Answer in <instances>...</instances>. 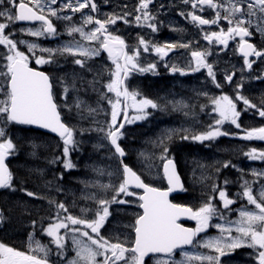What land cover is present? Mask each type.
<instances>
[{"label":"snow or ice","instance_id":"obj_1","mask_svg":"<svg viewBox=\"0 0 264 264\" xmlns=\"http://www.w3.org/2000/svg\"><path fill=\"white\" fill-rule=\"evenodd\" d=\"M183 4L191 6L193 10L204 11V6L214 10L212 18H204L202 15L192 12H181L180 15L190 17L191 21L198 26H216L219 31L205 32L203 38L210 44L215 42L224 49L229 46L230 40L239 37V52L242 54L244 66L252 69L255 57L264 61V47L258 49L250 43L246 37L253 33L249 30L255 23V30L264 36V0H182ZM153 0H139L135 8L134 22L137 27L145 26L153 33L157 31V19L152 15L149 5ZM56 6V7H53ZM89 12L85 13L84 10ZM96 0H0V46L3 55H0V190L16 191V181L12 170L9 168V156L15 154L17 145L7 132L10 124L35 125L57 134L63 141V156L69 157L70 149L76 150L79 141L77 135H83L84 130H76L68 122L62 119V111L71 113L73 109L83 118L85 104L79 96L70 101L69 93L77 92L76 81L65 80L63 77H53L51 74L36 66L54 63L56 55L69 54L73 57V63L87 70L88 60L107 54V60L111 61L112 67L106 83L101 87L106 89L102 93V99L110 106V120L105 121L104 126L93 130L102 134L118 161V179L115 184L100 185L103 190L99 194H93L92 199L97 207L82 208L80 215H73L63 202L49 200V204L55 205V214L50 217L46 228L41 231L51 237V243L55 245V256L59 264H222L221 258L229 252L241 247L254 250L255 264H264V187L254 194L252 183L244 180L242 192L236 197L245 198L248 205L254 209L241 208L238 210L236 220H228L224 210L233 211L231 205L236 199L230 198L226 187L222 188L214 184L212 195L208 196L198 206H189L174 203L169 197L172 193L185 191L184 185L176 171L174 159L169 156V149L164 138H161L160 159L162 165V179L167 181L164 188L146 183L141 174L133 167L124 162L127 153L121 146L124 137L125 122L133 123L147 118L146 110L157 109L159 106L152 99L143 97L138 99L140 93L129 90V81L133 73L156 72L157 63L142 65L140 57L143 53L154 51L162 66L171 73L188 75L189 72H200L205 69L207 76L216 88H221L217 81L216 71L208 57L213 53L210 50L191 51V60L187 67H179L170 62V53L177 49H189L190 43L173 42L155 44L146 41L142 36L138 38V44L129 47L125 40L113 34L112 26L122 20L125 24L131 23L127 17L132 15L125 12L123 15H105L103 19L97 18L90 13L97 12ZM80 13L81 23L73 22V16ZM53 18L58 21L69 22L66 31L69 36L78 34L82 41L66 43L59 48H44L39 43L18 40L11 30L17 22H39L38 27L21 29L32 37H56L60 35ZM227 24L226 30L220 27L221 22ZM86 25L91 29L85 30ZM94 42V43H93ZM19 45H25L26 51L21 50ZM40 54H37V53ZM44 53H48L45 58ZM235 71H225L223 80L233 84ZM256 79H260L259 76ZM95 79L93 83H95ZM62 87V99L57 92V86ZM244 88L243 74L240 81L234 84L232 96L221 94L210 95L207 91L199 93L207 98V103L202 105L210 109L209 114L216 113L214 124H209L207 130L198 134H189L187 129L179 130L180 138L200 143L214 141L221 136L237 135L222 130L225 123L241 129V139L246 141H264V126L242 129L239 122L241 112L255 110L264 118V98L259 106L253 103L247 96L242 94ZM108 94H112L109 96ZM243 103V108L238 110V103ZM89 114H95L97 109L86 106ZM174 107H176L174 105ZM187 107L182 105L181 108ZM132 109L136 115L129 117L128 110ZM105 116L109 113L105 112ZM185 115H188L185 112ZM177 130L167 134L171 140ZM249 160L264 161V150L255 148L245 152ZM55 162V161H53ZM230 162L223 164L224 168ZM64 167L71 169L74 165L70 160L64 161ZM233 167H235L233 165ZM219 171V170H218ZM113 173H109L112 176ZM252 175L264 178V171ZM63 179V176L60 177ZM225 180L224 184L227 185ZM259 183V180L253 181ZM23 190L28 197L40 198L36 193ZM142 190V194L137 192ZM110 192V194H109ZM218 195V201L214 203ZM132 197L130 201L127 198ZM135 203L140 210L133 214L130 225L131 232L124 239L119 237L113 241L102 234L111 213V205H123ZM222 204V208L218 207ZM90 214V215H89ZM182 219L195 221V227H186ZM215 221V222H214ZM220 221H224L221 223ZM5 222V212L0 209V224ZM35 228L36 221H32ZM219 230V235L213 237L206 235L210 228ZM63 230V234H61ZM235 233L236 235H233ZM205 234V235H201ZM71 237V247H66V238ZM29 251L19 250L0 242V264H49V256L52 249L29 237ZM202 250H208L207 252ZM75 254L68 257L67 253ZM179 256V259H177ZM53 264H56L53 261Z\"/></svg>","mask_w":264,"mask_h":264},{"label":"flooded vegetation","instance_id":"obj_2","mask_svg":"<svg viewBox=\"0 0 264 264\" xmlns=\"http://www.w3.org/2000/svg\"><path fill=\"white\" fill-rule=\"evenodd\" d=\"M219 2V0H217ZM98 5L97 12L90 13L93 16L103 19L105 15H123L125 12L131 13L127 19L131 22L125 24L122 20H118L115 26H112L113 34L120 35L129 47L136 45L135 40L137 37L145 36L148 38L146 33L151 31V29L142 26L137 27L134 22L135 8L139 3V0H96ZM56 7V6H53ZM149 9L152 15L156 16L157 19V30L155 33L157 35V41L159 44L164 43H173V42H182L190 43L189 49H177L175 52L170 53V62L177 64L179 67H187V64L191 60L190 52L191 51H205L208 46L211 47V52L213 56H219L220 60L216 61L213 57H209L208 62L212 63L214 70L216 71L217 81L221 83V88H216L215 84L211 82V78L207 76L206 71L191 73L188 75H181L180 73H171L167 68L163 67V61L158 60L160 67L165 70V99L167 101L165 104L169 107H174L177 105L193 104L195 107L193 109H186L185 107L179 108L178 114L181 118H185V112L188 115L193 114L197 121L205 120V123L202 125L205 129L208 128L209 124H214V117L216 113L209 114L210 109L202 105L207 103V98L203 95H200L202 91H207L210 95L219 96L221 94L233 95L234 93V84L240 81L241 75L243 74V83L244 88L242 94L247 96L253 103H256L259 106V103L262 98H264V61L257 59L255 57H249V60H255L253 63L252 69L248 70L243 63V56L239 52L238 44L239 37L235 40L229 41V46L227 49H224L222 45H219L215 42L211 44L206 41L203 36L205 32L210 31H219V28L216 26H198L194 24L190 17H185L180 15L181 12L187 13L195 11L196 14L202 15L204 18H212L214 16V10L208 9L207 6H204V11L201 12L199 9L193 10L189 5L183 4L182 0H153V3L149 5ZM85 13H88L89 10L85 9ZM81 14L76 13L73 16V22L79 25ZM53 22L57 27L58 33L60 35L56 37L44 38V37H32L22 32L21 29H26L28 27H38L39 22H17L12 26V31L15 33V37L18 40H25L29 43L36 42L44 48H59L66 43H72L80 41L81 43H87L81 40L78 34H73L69 36L67 34L66 28L69 22L58 21L53 18ZM91 25H86L85 30L91 29ZM220 27H224L226 30L227 24L222 21ZM253 35L251 37H246L248 41L258 49L264 47V36L255 30V23L253 27L249 29ZM152 35V34H151ZM94 43V42H93ZM21 50L26 51L25 45H19ZM37 54H40L39 52ZM142 54H146L143 53ZM0 55H3V48L0 46ZM45 58H48V53L43 54ZM151 55H149V58ZM54 63L42 66H36L34 63L32 66L38 67L40 70H44L51 74L53 77H63L65 80L71 81L75 79L77 92L69 93L70 101L79 96L81 99L82 96L86 97L91 108H98V106L103 107V102L107 103L102 99V93L106 89L101 87V84L106 83L109 75V70L112 67L111 61L107 60V54L102 53L101 57H96L87 61L89 68L87 70L81 69L80 66L73 63V57L69 54L56 55L53 57ZM162 69L156 70V72H145V73H133L126 83L129 85V90L138 91L139 84L143 82L142 78L148 79V83L151 82V79L156 76H160L163 72ZM225 71L231 72L235 71L236 75L233 77V84H228L223 80V75ZM163 76V75H162ZM259 76L260 79H256ZM95 79V83H93ZM203 82L207 87L203 89L200 86ZM57 92L61 95L59 99H62V87L57 86ZM111 96L112 94H108ZM238 110L243 108V103L240 102L237 105ZM188 110V111H187ZM242 129H251L253 127L264 126V118L260 117L255 110L242 111L240 120ZM226 125L222 126V130L228 131L230 133H236L237 135L221 136L212 141L214 143V148L210 151L211 157L210 162L212 163L209 168L200 165L198 168L199 174L197 175V181L195 183V195L189 196V192L185 190L179 196V201L187 203L193 199V202L198 206L201 204L208 196L212 195V186L214 184L219 185L220 187H226V190L230 198L236 199V203L230 206L233 211L229 212L224 210L226 219L236 220L238 218V210L241 208L254 209V206L248 205L245 198L237 199L236 194L242 192L241 185L244 180L252 183L254 194H257L259 190L264 187V178L254 177L252 175L253 170L256 172L264 171V161L260 160H249L245 152L249 151L252 148L257 149L258 151L264 150V141H246L240 138L243 135L241 129H236L234 125L225 123ZM0 126L2 121H0ZM25 126L18 125H8L7 132L11 138L18 137L19 140V149L22 154L24 151V140H25ZM18 129V130H17ZM17 134V135H16ZM228 148V149H227ZM225 162H230L227 168L223 167ZM233 165L235 167H233ZM219 170V171H218ZM25 166L22 158L19 160V169H18V186L19 190L16 194L14 191L5 190L8 198L15 199L18 198V201L22 204L21 207H28L31 204L30 208L37 206V215L35 216H25L26 218H34L33 221H36L35 229L30 230L31 232L24 231L22 235V230L19 232L21 237L15 239H9L5 241L9 246L16 247L19 250L29 251V237L32 236L35 241H39L41 244L48 246L52 251H55V245L51 243V237H48L46 233L41 231V227H47L50 217L54 216L55 205L49 204L48 198H37L34 202L29 201V197L21 189H26L27 183L25 182L24 177ZM227 180V185L224 184V181ZM259 180V183H253V181ZM32 187L37 186V184H31ZM34 190V188H31ZM37 195H42L43 192L40 187L35 188ZM46 196L51 195V192L45 191ZM7 198V197H6ZM75 203H81L82 207L85 208L83 201L80 202L78 199H71ZM7 201V200H6ZM218 201V195L213 201L216 203ZM218 207L222 208V204H218ZM133 209V208H132ZM134 213L140 211L138 208L133 209ZM132 215H125L118 213L113 217H118L120 221L129 222L131 224ZM32 220V219H31ZM25 218L23 219V228L25 226ZM215 222V221H214ZM223 223L224 221H220ZM117 228V226H114ZM25 230V229H24ZM33 231V232H32ZM131 232L130 227L123 228L121 232V238L124 239L125 236H128ZM210 236L219 235V230L212 227L208 230ZM202 235V234H201ZM233 235H236L233 233ZM203 236V235H202ZM115 241V240H114ZM1 242V241H0ZM54 253V252H53ZM51 253L49 256V264H53V261L56 264H59L57 257ZM70 254H75L73 251L67 253V256ZM222 264H255L254 259V250L248 247H241L235 249L232 252H229L226 256L221 258ZM154 264V262H153Z\"/></svg>","mask_w":264,"mask_h":264},{"label":"rangeland","instance_id":"obj_3","mask_svg":"<svg viewBox=\"0 0 264 264\" xmlns=\"http://www.w3.org/2000/svg\"><path fill=\"white\" fill-rule=\"evenodd\" d=\"M157 32H158V30L155 33H157ZM155 33H153L152 31H149L148 33L145 34L148 36V38H146L143 35H142V37L146 41H149L150 44L151 43L159 44L157 41V35H155ZM138 38L139 37H137V39L135 40L136 45L138 44ZM206 50L211 51V47L208 46ZM149 55H151L150 58H149ZM209 57H213L216 61L220 60L219 56L211 55ZM209 57L207 59H209ZM158 60H159V58L156 56L154 51H150V53L142 54L140 57V61H141L142 65L146 66L148 63L154 62V63H157V70L158 69L163 70L164 68L160 67ZM164 71L165 70H163V73H165ZM202 71H206V70L202 69ZM142 80H143V78H142ZM139 89H141L140 85L138 87V90ZM230 96H232V95H230ZM157 97H161L162 99H165V92H159ZM140 98H142V97L138 96V99H140ZM80 100L85 102V104L82 105V107L84 108V112H83V118H81V115H79V114H78L77 118L82 119V120H86V119L92 117L94 121H98L96 118H97V116H99V109L93 108V109H97V112L95 114H89L87 111V107H86L89 105V102H88L89 99H87L83 95ZM153 101L157 103L156 100H153ZM102 104H103V107L98 106V108L103 109L104 113L108 112L109 115L102 118V120L100 122V126H104L105 121L110 120V106L105 102H103ZM185 105L189 106L188 104H185ZM153 110H155V109L149 108L146 110L147 117L152 114ZM156 110L158 111V109H156ZM134 115H136V113L134 110L131 109L130 118L133 117ZM141 121L142 120H137V121L131 123L126 134H125V136L126 137L133 136V134H132L133 128H134L133 126L136 123H139ZM224 125H226V124H224ZM75 129L76 130H84L83 125L78 124V123L76 124ZM83 133H84V136L83 135H77V137H75V139L79 142L84 141L86 143L91 144L92 147L94 148V154H91L88 156V155L83 153L84 156L82 158H75L73 156V151H77L79 149V146L76 150L70 149L69 157H64V161L70 160L71 163L74 165L73 168L66 169V172L70 173L69 176L71 177V179L70 178H64V176H65L64 172H62L60 175L58 173L55 175V178H58L59 176L60 177L63 176V179H61V180H63V181L67 180V181H69L68 183L60 182L59 181L60 177L57 180H53V179L50 180V179H48V177L42 176V177L46 178V180H44L45 183L43 185H37V186L33 187L34 190L27 188L28 191H32L34 193H36V191H35L36 187H40L42 192L43 191L45 192V190L48 192H52V193L55 192L57 194V196L60 193L62 198L53 196L51 198V200L54 202L65 203V205L69 208V211L73 215H80V209H82L83 207H82L81 203L73 202L71 200L72 199L71 197L81 199V200H79L80 202L83 201L84 203H86L85 208L95 209L97 207V205L92 199H90V197L93 194H99L103 191L100 188V185H106L109 183L115 184L117 182V179H118V171H117V167H116V161H115V159H113L112 162L110 161V160H112V158H111V155H109L107 152L108 145L106 144V141L103 139L102 134L100 133L101 137H98V136H88L90 134L87 130H86V132L83 131ZM160 135L164 136L165 132L160 133ZM86 136H88V137H86ZM161 138H164V140H165V137L153 136L149 140L140 142L141 145L137 149L130 150L131 155L133 156V159L136 162L139 169H141L146 175H148L152 179H160L161 173L158 170L157 164L155 163V159L160 158L161 155H158L154 151V149L151 148L150 145L153 143L152 145L157 147L158 142L160 141ZM39 139L40 140H38L36 142L37 146H39L40 144H41V146H43L42 144H44V143L42 141H48V140H43L42 137H40ZM41 139H42V141H41ZM51 141H53V143H51L52 145H56L57 147L59 146V144L56 142V140H54V138L51 139ZM58 148H60V147H58ZM61 151L63 154V144L61 145ZM62 165L64 166V162ZM75 165L78 167H75ZM109 173H113V175L109 176ZM109 194H110V192H109ZM38 196L39 197H45V194H42L41 196L38 195ZM36 199H37L36 197H29L30 202H34ZM127 199L132 201L135 198L129 197ZM28 205L31 206V204H29V203H28ZM133 206H134V203H128V204H123V205H117V204L111 205V207L109 209L111 215L105 224V228L101 230L102 234L106 235L107 238H110L113 241L115 240L116 237L121 238V232H122L123 228H125L126 225H130V223L120 221L119 218L115 217V216L118 215V213L130 214ZM114 212H115V216L113 217ZM114 226H117V228H115ZM61 234H63V230H61ZM66 247H69V248L71 247V237L70 236L66 238ZM70 252L71 251H69L68 253H70ZM52 253L55 255V251H52ZM72 256H74V254H70L68 257L70 258Z\"/></svg>","mask_w":264,"mask_h":264},{"label":"trees","instance_id":"obj_4","mask_svg":"<svg viewBox=\"0 0 264 264\" xmlns=\"http://www.w3.org/2000/svg\"><path fill=\"white\" fill-rule=\"evenodd\" d=\"M161 73L162 74L159 77H153L150 83H148V79L143 78V82L139 84L141 86V89H140L141 93H143V95L148 98L156 100L159 106H161V107H158L160 113L165 110V99H159V97H157L159 92H165V73L163 72ZM62 114H63L64 119L69 120L70 116H68L67 112L62 111ZM161 114H162L161 116L165 117L163 113ZM157 117H158L156 119L157 121L153 125L154 128H157V126L160 127L161 125L164 124V121H165V118L162 121H159L162 118H159V116ZM139 128H144V126H139ZM142 131L144 133L147 132V130H144V129L143 130L141 129V132ZM89 132L92 135L97 134L93 130H89ZM40 137H43L42 138L43 140H48V141H42L41 139V141L44 143L42 144L43 146H41V144L39 146L36 145V142L40 140L39 139ZM51 139L53 138L49 135H45L32 128H28V127L25 128L24 148H25L26 157H25V162H24L25 172H24L23 178L25 179V182L27 183L26 188L31 187V184L33 183L37 185H43L45 183L44 181L45 178H43L42 176H43V172L45 171V169L48 171V174H47L48 177H51L54 174V172H57L59 175L62 172H64V166L62 165L64 162V156L61 151L62 142L54 138V140H56V142L59 144L58 147L60 148H58L56 145L51 144L53 143ZM13 142L17 145L16 152H15L16 154L18 153V144H19V140L17 136L14 138ZM164 143H166L168 146L169 156L174 157L176 159L177 164L179 166V171L181 175L183 176L188 189L192 190L193 189L191 186V179H192L191 175L193 174L192 167L196 163L191 164L190 162L195 160V158L199 157L200 154H198L197 151L199 150L208 151V154L204 155V159H205V166L209 168L210 165L212 164L210 162V151L214 148V143L204 142L203 144H199L192 140H183L180 138L179 135H176L170 141H164ZM106 144H108L107 141H106ZM121 144L127 150V152H129L128 148L130 146H135L139 143L138 142L131 143V142L123 141L121 142ZM79 149L77 151H73V156L75 158L77 156L78 158H82L84 154L89 156L94 153V148L92 147V145L84 141L79 142ZM156 151L161 153V147L157 146ZM107 152L108 154L112 155V157L116 160V164L118 165V161L116 157L113 155L110 147L108 148ZM13 155H12L13 158L11 159L10 163H11V168L13 169V174L15 177L16 188H17V190L14 192H16L17 194L19 190L18 189L19 186L17 184L18 183V171H17L18 156H13ZM130 159L131 157L128 154L127 158H125L124 160L127 163L131 164ZM110 161L112 162V160ZM197 166L199 167V164ZM64 175L66 176L65 172H64ZM193 191L195 195V190ZM0 205L2 207V210L5 212V222L3 223L0 229H1L3 236L6 239H13V238L17 239L19 238V236L21 237V235L19 234L21 230H22V235H23L24 231L28 233V232H31L30 230L35 229L33 228V225H32V221L34 218H28V217L26 218L25 216L37 215L36 214L38 212L37 206L33 208H30V206L29 208L21 207L22 204L18 201V198H16V200L12 198L10 199L8 198L7 194L3 191H1L0 193ZM24 218H25V221H24L25 226L23 228ZM4 237H2L3 240H4Z\"/></svg>","mask_w":264,"mask_h":264},{"label":"water","instance_id":"obj_5","mask_svg":"<svg viewBox=\"0 0 264 264\" xmlns=\"http://www.w3.org/2000/svg\"><path fill=\"white\" fill-rule=\"evenodd\" d=\"M129 111V110H128ZM126 123V122H125ZM27 126H30V127H33V128H35V129H39V130H41V131H43V132H46V133H49V134H51V135H54V136H56V137H58V138H60L57 134H55V133H52V132H50L49 130H47V129H42V128H39L38 126H35V125H27ZM175 162V161H174ZM6 163H7V161H6ZM175 165H176V163H175ZM176 171H177V173L179 174V172H178V168H177V165H176ZM179 176H180V174H179ZM180 179H181V181H182V183H183V180H182V178H181V176H180ZM167 182V181H166ZM184 185V184H183ZM142 191V190H141ZM180 192V190H178L177 192H174V193H172L171 195H170V199H171V197L173 196V195H175V194H177V193H179ZM186 219H182V221H185Z\"/></svg>","mask_w":264,"mask_h":264}]
</instances>
